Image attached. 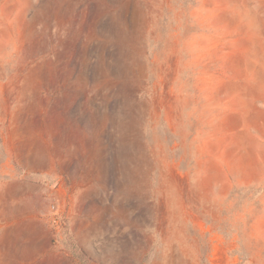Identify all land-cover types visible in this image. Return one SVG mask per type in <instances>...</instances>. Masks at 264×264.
Returning <instances> with one entry per match:
<instances>
[{
    "label": "rangeland",
    "instance_id": "rangeland-1",
    "mask_svg": "<svg viewBox=\"0 0 264 264\" xmlns=\"http://www.w3.org/2000/svg\"><path fill=\"white\" fill-rule=\"evenodd\" d=\"M0 264H264V0H0Z\"/></svg>",
    "mask_w": 264,
    "mask_h": 264
}]
</instances>
